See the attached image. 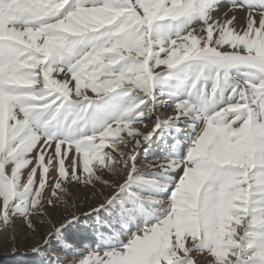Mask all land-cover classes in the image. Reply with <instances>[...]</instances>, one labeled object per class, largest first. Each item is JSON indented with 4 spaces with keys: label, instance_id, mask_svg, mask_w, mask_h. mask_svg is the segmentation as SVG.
<instances>
[{
    "label": "snow or ice",
    "instance_id": "1",
    "mask_svg": "<svg viewBox=\"0 0 264 264\" xmlns=\"http://www.w3.org/2000/svg\"><path fill=\"white\" fill-rule=\"evenodd\" d=\"M18 231L29 264H264V0H0Z\"/></svg>",
    "mask_w": 264,
    "mask_h": 264
},
{
    "label": "bare ground",
    "instance_id": "2",
    "mask_svg": "<svg viewBox=\"0 0 264 264\" xmlns=\"http://www.w3.org/2000/svg\"><path fill=\"white\" fill-rule=\"evenodd\" d=\"M5 235L9 236L11 233H6ZM17 236L19 238V243L17 245L18 251L13 254L12 251L9 248V245L5 243L3 246H0V258H8L9 261L18 260L22 258L24 254H30L28 252V249H30L38 240L39 237H33L31 234L24 233L21 234V232H17ZM26 251L24 254H20V251Z\"/></svg>",
    "mask_w": 264,
    "mask_h": 264
},
{
    "label": "rangeland",
    "instance_id": "3",
    "mask_svg": "<svg viewBox=\"0 0 264 264\" xmlns=\"http://www.w3.org/2000/svg\"><path fill=\"white\" fill-rule=\"evenodd\" d=\"M159 152H158V149L156 148H153L150 152V155L148 157V159H155L157 158ZM26 253V251H20V254H24ZM30 254H24L22 256V258L18 259V260H13V261H9L10 259L8 258H0V264H29V261H27L25 259V257L29 256Z\"/></svg>",
    "mask_w": 264,
    "mask_h": 264
}]
</instances>
